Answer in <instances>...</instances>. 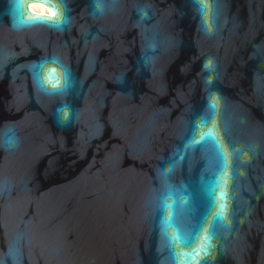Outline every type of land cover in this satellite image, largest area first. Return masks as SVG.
I'll use <instances>...</instances> for the list:
<instances>
[{
    "label": "water",
    "instance_id": "1",
    "mask_svg": "<svg viewBox=\"0 0 264 264\" xmlns=\"http://www.w3.org/2000/svg\"><path fill=\"white\" fill-rule=\"evenodd\" d=\"M0 264H264V0H0Z\"/></svg>",
    "mask_w": 264,
    "mask_h": 264
},
{
    "label": "snow or ice",
    "instance_id": "2",
    "mask_svg": "<svg viewBox=\"0 0 264 264\" xmlns=\"http://www.w3.org/2000/svg\"><path fill=\"white\" fill-rule=\"evenodd\" d=\"M24 2H25V0H17V8L18 9H20V10H22L23 9V5H24ZM59 9H57V14H59ZM33 19H42V18H40V17H35V18H33ZM21 20H22V22H25V23H27V22H29V21H23V18L21 17ZM65 75L67 76V72L65 73ZM214 107V106H213ZM211 133H205V134H203L202 136H201V139L203 140V139H205V137H211ZM221 212H222V208H221V211H218L217 213H216V218H219L220 217V215H221ZM169 226H171L170 225V223H169ZM173 239H176V240H179L180 238L177 236V237H174ZM204 241H205V244L206 245H210V242H211V238H210V236H205V238H204ZM181 243H183V241H181ZM207 249H205V251H206Z\"/></svg>",
    "mask_w": 264,
    "mask_h": 264
},
{
    "label": "bare ground",
    "instance_id": "3",
    "mask_svg": "<svg viewBox=\"0 0 264 264\" xmlns=\"http://www.w3.org/2000/svg\"><path fill=\"white\" fill-rule=\"evenodd\" d=\"M29 7L31 10L33 11H37V12H42V13H45V12H50V10H47L44 5L42 4H39V3H30L29 4Z\"/></svg>",
    "mask_w": 264,
    "mask_h": 264
},
{
    "label": "flooded vegetation",
    "instance_id": "4",
    "mask_svg": "<svg viewBox=\"0 0 264 264\" xmlns=\"http://www.w3.org/2000/svg\"><path fill=\"white\" fill-rule=\"evenodd\" d=\"M47 10H49L46 6H44Z\"/></svg>",
    "mask_w": 264,
    "mask_h": 264
}]
</instances>
